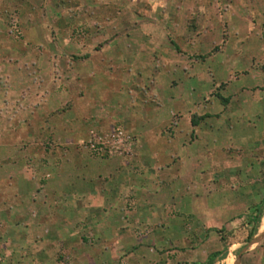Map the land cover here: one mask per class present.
<instances>
[{
	"label": "rangeland",
	"instance_id": "1",
	"mask_svg": "<svg viewBox=\"0 0 264 264\" xmlns=\"http://www.w3.org/2000/svg\"><path fill=\"white\" fill-rule=\"evenodd\" d=\"M122 1L124 3L109 1L106 11L110 16L107 19L108 22L102 23L100 16H96L91 20L90 13L95 14L91 10V6L80 5L77 0H0V65L6 66L8 64L7 61H4L5 57L12 58L17 57L18 54H23L21 58L19 57L20 59H15V62L22 68H17L19 70L18 73V70L15 71L16 69L12 68L8 71V74L9 76L10 74H19V76H26V78H35L34 70L36 68L34 65L37 64L36 60L42 61L49 58L51 62L53 56H58L67 66L66 59H77L76 55L84 52H76L74 49H69V45L73 47L74 44L85 43L87 52H90L93 58L99 60V51L102 44L108 43L109 40L116 37L117 39H125V43L127 42L126 48L132 49L133 43H136L137 46L139 45L138 50L134 51V58L133 55L127 56L128 62L133 63V61H136L137 64L139 62L141 64L143 60L147 62L148 59H154L158 62L156 69L162 73L167 72L165 76H168V73L170 74L171 72L170 69H172V71L178 72L183 70L185 78L187 76L189 78L188 82L183 85L185 89L188 87V90L184 91V96L188 97L189 100L188 111L185 108V98L181 95H177L176 99L169 102V107L170 104H174L172 106L177 112L171 116L170 120L166 121L164 126H161L160 131L164 135L159 140H164L165 143L160 142L157 147L168 145L166 143V134H171L170 136L174 137V140L179 139L181 142L183 141L182 139L191 141L194 137L201 135L203 137L200 142V148L206 149L207 134L205 133V138L202 135L204 134L202 131L205 132L210 128L214 129L215 138L220 137L221 143L216 148L218 157L215 163L212 164L213 162L210 158L202 162L205 167L203 169L204 178L202 177L203 180H200L201 177H199V181H202L203 184L205 182L206 198L195 197L191 193L192 190H195V187L188 180V192L191 194L188 193V196L186 195L187 193H183L182 205H176L173 207L175 209L167 212L170 220H167L166 223L171 224V226L167 228L154 226L145 220L144 213L147 212L141 211L138 213L141 216L139 217L142 221L141 225H127L123 228L125 238L133 239L131 242L126 241L124 244L125 251L123 252L133 251L132 248H134V253H136L134 256H123L121 258L110 256L112 252L110 248L114 245L109 239L116 233L112 232V228L105 231L106 233L104 232L106 234L105 239L109 240V242H99L97 239H99L100 230L97 227H79L80 231L78 232V237L74 239V244H71V246L73 245L72 248L81 250V255L84 259L86 254L87 256L93 255L94 252L98 253L101 251L102 254H109L108 258H100L106 264H178L182 262L193 264L196 260L203 259L208 253L218 248L220 250L225 249V256L226 253H229V255L226 256L227 260L225 261H221L222 257H219L214 264H264V201L259 203L261 208L254 211H248L249 204L243 207L244 203H242L246 201V198H249L246 195V191L249 190H253L254 195L257 192L255 199L260 200L263 198L264 188L262 182L264 180L262 182L256 180L258 183L253 189L247 186V183L252 179L261 178L264 159L262 163L252 164L246 159V156L251 155L250 149H252L247 146L248 143L246 146H241L232 141L235 134L245 137H248V134H259L264 126V0H205L201 3L177 2V0H169L166 3L158 1L152 4V12L156 11L163 17V12L166 9L165 12L168 13L166 24L170 27L166 29L167 34L146 35V38L142 34H134L133 36L131 33H126V31H132L133 21H140L139 26H141L144 25L143 23L158 24L163 19L155 20L152 18L153 16L150 15V4L146 1H143L139 9L141 18L136 19L132 15V11L134 8L136 10V6L130 0ZM76 5H80L82 9L79 10H84L89 15L85 16L86 18H82L84 16L75 18L74 12L70 15V11L74 10ZM87 9L89 10L87 11ZM121 9L126 12L125 18L118 15L117 11ZM140 15L138 16L140 17ZM55 16H60V19ZM115 24L126 26L125 29L123 28L122 34L106 35L102 32L105 31V26H114ZM149 31L147 30L146 32ZM148 37L151 41L156 38V47L151 43V47L146 44ZM148 48L150 49L148 50ZM130 51H125L123 54L126 56ZM122 69H118V71H122L121 77L118 73H113L111 77L105 79L107 80L105 85L101 82L93 83L92 85L85 82H74L72 89L75 92L72 99L78 101L76 100L78 98L77 91L80 89L87 97H92L90 100H93L94 104H96L95 101L104 102L109 97L112 98L111 96L119 93L117 91L122 89L123 85L119 84L120 80L127 75L129 76V72H127L129 68L124 67ZM139 69H144V72L137 74L140 82L135 84V86L141 85V91L136 89L135 92L137 91L136 94L144 96L146 93L149 94L148 91L150 89L148 88L154 85L152 83L154 78L147 77L146 69L143 66H140ZM185 71H188L187 75H185ZM66 74L68 73L60 74L59 76H67ZM47 75H44L45 80L50 79V75ZM133 76L136 78V74L130 75L131 78ZM179 77L178 74L176 78ZM103 78L101 74H98L93 80ZM124 89L127 88L124 87ZM191 89H195V91ZM168 90H172L170 93L177 92L175 88ZM189 90L197 97H191L186 94ZM46 93V90L39 92V94L44 96ZM107 93L108 95H106ZM85 95L84 97H86ZM223 97L229 98L228 101L223 102ZM138 101L139 99L132 104L137 109L140 108ZM150 102L152 100H148L145 106H148ZM1 111L0 128L5 127L7 123L15 121L10 120L14 115L11 107L3 108ZM197 111L209 114V117L200 121L198 125L193 126L191 120L198 115L191 113H197ZM17 115L19 118V114ZM29 118L28 126L26 129L23 128V132L37 137V125L42 124L39 120L40 116L30 115ZM54 122L51 121V124ZM108 124L129 132L133 137V144L135 143L136 136H133L120 122L111 121L108 123L100 121L92 127L95 128L98 125L107 127ZM196 126H199L198 133L200 134H195ZM96 130L100 134L110 132L98 131L97 127ZM20 133L21 128L17 134H9L8 131H5V134H0V158L6 155L10 156L7 154L8 151L12 153L10 146L13 144L10 138L20 144L19 140L24 137ZM44 134H46L45 131ZM254 138L252 137L248 142H251ZM152 139L156 138L152 137ZM30 142V139L25 140L27 145L29 143L28 151L35 154L34 143ZM259 144L257 145L259 146ZM52 147L53 145L49 141L45 150H50ZM18 151L20 155L26 154L23 147L19 148ZM260 155H264L261 149L253 154V156ZM32 156L34 157V155ZM32 162L29 161L28 165H34ZM177 162L175 161V167L178 165ZM255 165L257 166L256 169ZM192 166L193 168L190 164L188 165L187 173L190 174L192 169H196V164ZM175 167L172 169L173 172L176 171ZM214 178L215 180H213ZM142 181L140 180L139 183L141 184ZM177 181H173L171 185L173 187L179 186ZM27 183L22 189H29L31 183ZM17 184L22 186L24 182L21 183L17 180ZM183 186L185 187V185ZM38 190L39 188H37V192L35 190V192L28 195V201L32 199L35 202H40L42 198ZM5 191V188L0 189V201L8 206L10 204H6L3 194H1ZM219 191L220 194L218 193ZM236 192H238L239 196L236 195ZM191 196L195 198V204L190 201ZM219 199L222 200V203L224 201L227 202L225 209L231 206V209H235L232 212L239 214L232 219L223 221L222 226L216 228V232H212L215 227L205 226L206 220L201 221V219L197 218L199 211L196 209L192 210L191 206H198L197 200H201V203L204 202L206 206H217ZM186 200H188L187 203H185ZM251 202L252 200H249L247 203ZM189 209L192 211H189ZM225 209L224 206L221 207L220 214L222 213L223 216L221 217L219 213H216L217 217L225 219L228 215L227 212H229ZM255 214L259 216L258 221H249L250 216ZM17 217L20 218L19 213ZM157 223H160V221ZM254 225L255 232L251 239L247 240V234ZM43 230V228L36 229L34 234L36 237H27V239L25 238L26 236L24 238L21 236L24 235V229L10 227L9 231H5L1 226L0 264H76V259L70 257L67 246L63 247L60 244H49L38 240L39 237H42L40 231L43 232ZM261 232L260 237L254 240L256 234ZM4 233L8 235L3 236ZM153 234H159V236L171 240L165 239V241L156 242L152 238ZM253 241L255 242L252 243ZM166 251H171L172 253H166ZM97 260L99 261V259ZM76 262L79 263V261ZM88 262L91 261L89 260Z\"/></svg>",
	"mask_w": 264,
	"mask_h": 264
},
{
	"label": "crops",
	"instance_id": "2",
	"mask_svg": "<svg viewBox=\"0 0 264 264\" xmlns=\"http://www.w3.org/2000/svg\"><path fill=\"white\" fill-rule=\"evenodd\" d=\"M109 1L123 2L122 0H77L80 5L91 6V10L95 13H90L91 20L96 16H100L103 21L102 23L108 22L107 19L110 16L106 11ZM143 1L150 4L149 8H151L150 15L153 16L152 18L155 20L162 18L163 20L160 21L161 23L158 22L159 25L143 23L146 26H139L140 21L138 20L133 21L132 31H126V33H131L133 36L134 34H142L144 38H146V35H156L157 33L167 34L166 29L170 27L166 24L168 13L165 12V9L162 17L156 11L152 12V4L158 1L166 3L169 0H130L136 6V10L134 8L132 11V15L136 19L141 18V11L139 9ZM204 1L177 0V2L186 3H201ZM80 5H76L74 10L70 11V15L74 12L75 18L81 16H84L82 18H86L85 16H88L89 13L84 10L80 11L79 9H82ZM117 12L122 18L126 17L124 9ZM55 17L60 19V16ZM115 25L105 26V31L102 32L106 35L122 34L126 26ZM147 30L150 31L146 32ZM126 43L125 39H117L116 37L109 40L108 43L102 44L99 51V60H96V58L90 55V52H87V45L85 43L74 44L73 47L69 45V49H74L76 52H84L77 54V59L74 57V60L66 59L67 66L58 56H53L51 62L49 58L42 61L36 60L37 64L34 65L36 68L34 70L35 78H26V76H19V74H10L9 76L8 71L10 69L14 68L17 71V68H22L15 62V59H20L23 54L19 55L17 53V57H12L14 59L5 57L4 61H7L8 64L6 66L0 65V112H2L3 108L11 107L14 118L12 117L10 120H15L13 123H7L5 127L0 128V134H5V131H8L9 134H17L21 128L20 134L24 135L19 140L20 144L10 138L13 144L10 146L12 153L8 151L7 154L10 156L6 155L0 158V189H6L1 194H3L6 204H10L6 206L0 201V227L2 226L5 231H9L10 227L22 228L24 229V235H21L23 238L25 236V238H35L36 229L43 228V232L40 231L42 237H39L38 240L49 244H60L63 247L67 246L70 257H74L76 261H79V263L75 261L76 264H106L100 258H108L109 255L102 254L99 251L98 253L94 252L93 255L87 256L86 254V258L84 259L81 255V250L72 248L73 245L71 246V244H74V239L78 237L79 227L91 228L95 226L100 230L99 239H97L99 242H109L111 240L114 246L110 248L112 250L110 256L117 258L134 256L136 254L134 253V248H132L133 251L123 252L125 251L124 244L126 241H133L131 238H125L123 228L127 225H141L142 221L139 219L141 216L138 215L141 211L147 212L144 213V218L152 225L161 228L171 226V224L166 223L167 220H170L167 212L175 209L173 207L176 205H182L183 193H187L186 195L188 196L193 193L198 198L206 196L204 190L205 182L203 181V184L202 181H199V177H201L200 180L204 178L203 169L205 167L202 162L210 158L213 162L212 164H214L218 157L216 155V148L220 145L221 139L220 137H217L218 139L214 137V129L212 130L211 128L205 132L202 131L204 133L202 135L205 138L207 134L208 142L205 143L207 145L206 149L200 148V142L203 137L201 135L194 137L191 141L182 139L183 141L181 142L179 139L174 140V137L170 136L171 134H166V143L168 145L160 148L157 147L160 142H164V140H159L164 135L160 131L161 126H164L166 121L170 120L171 116L177 112L172 106L174 104H170L169 107V102L176 99L177 95H181L185 98V108L188 111L189 100L188 97L184 96V91L188 87L185 89L183 85L188 82L189 78L188 76L185 78L183 70L178 72L172 71V69H170V74L168 73V76H165L167 72H159L156 69L158 62L154 59H148L147 62L143 60V64H139L140 62L137 64L136 61H133V63L128 62L127 56L133 55L134 58V51L138 50L139 45L137 46L136 43L132 42L133 48L130 49L129 47H125ZM150 43L156 47V38L151 41L148 37L146 44L149 47H151ZM129 50H131L130 53L125 56L123 53ZM120 56L123 58H120ZM125 63L126 65H124ZM140 66L146 69L147 77L154 78V82H152L154 85L148 88L150 89L148 91L149 94L146 93L144 96L136 94L137 91L135 92L136 89L141 91V85L135 86V84H139L140 82L137 74L139 75L141 72H144V69H139ZM124 67L129 68L127 69L129 76L127 75L120 80L119 84L123 85L122 89L119 88L120 91H117L119 93L111 96L113 99L109 97L104 102L98 100L94 104L93 100H90L92 97H87L81 89L77 91L78 98L76 100L78 101L72 99L75 92L72 89L74 82H85L91 85L101 82L105 85L107 83L105 79L111 77L113 73H118L121 77L122 71H118V69ZM64 73H68L66 74L67 76H59ZM46 74H48L47 76L50 75L49 80H45L44 75ZM98 74H101L104 78L93 80ZM132 74H136V78L134 76L131 78L130 75ZM178 74L180 77L176 78ZM187 74L188 71H185V75ZM191 82L193 83L192 80ZM124 87L127 89H124ZM170 88H175L177 92L170 93L172 91L168 90ZM44 90L47 92L45 96L39 94L40 91ZM191 90L195 91V89ZM191 90H189L190 92L187 91L186 94H189L191 97H197L194 96ZM138 99V103L140 104L139 109L132 106ZM148 100H152V102L148 106H145ZM17 114H19V118ZM191 114L198 116L205 115V118L209 117V114L199 113L198 111ZM30 115L40 116L39 120L42 124L37 125V137L23 132V128L26 129L28 126L27 123L30 120ZM205 118L201 119V121ZM51 121L55 122L51 124ZM100 121L108 123L111 121L120 122L133 136H136L130 155L109 156L101 150L92 151L88 149L86 140L90 138L92 132H97L96 127L101 132L118 128L114 127V125L109 126V124L107 125L108 128L106 126H102V128L100 125L95 128L92 127ZM195 130L196 133H194L197 134L199 126H196ZM44 131L46 134L43 135ZM248 135V137H245L235 134L232 141L241 146H246L248 143L247 146L252 149H250L251 155L246 156V159L252 164L262 163L264 155L253 156V154L260 149L264 152V126L259 134ZM152 137L156 139H152ZM252 137L255 138L251 142H248ZM26 139H30V143H34L35 154L28 151L29 143L28 145L25 143ZM49 141H51L53 147L50 150H45ZM259 142L261 143L259 144ZM21 147H23L26 154H19L18 150ZM29 161H33L34 165L29 166ZM175 161H178L176 167L174 166L176 164ZM199 162H201L200 165ZM189 164L192 168V165L196 164V169L194 167L195 170L192 169V173L190 174L186 172ZM173 167H175L176 173L173 172ZM256 167L255 165V169ZM263 173L264 168L261 170V178L246 182L247 186L253 189L257 186L256 183L258 182L256 180L262 182L264 180ZM17 180L21 183L24 182V185L19 186ZM140 180H143L141 182L143 185L139 183ZM188 180L195 187V190H192L191 193L188 192ZM173 181H177L179 186L173 187L171 185ZM27 182L31 183L29 189H22L25 184H28ZM262 183L264 188V182ZM37 188H39L38 193L42 198L40 202H35L32 199L28 201V195L35 192V190L37 192ZM252 191H246V195L249 198H246V201L242 202L244 203L243 207L249 204L248 211L261 208L259 203L264 201V196L260 200L255 199L257 192L254 195ZM218 193L220 194V191ZM236 193L239 196L238 192ZM188 196L187 198H189ZM194 199L191 196L190 201L193 204H195ZM201 200H197L198 206L193 205L191 209L199 211L197 218L201 219V221L205 219V226L210 225L215 227L212 229L214 230L212 232H216V228L221 227L223 221L232 219L239 214L232 212L235 209H231V206L225 209L227 202L224 201L222 203L220 199L217 206H206L204 202L201 203ZM249 200H252V202L247 203ZM187 202L188 200L185 203ZM222 205L225 210L229 211H226L228 215L225 219H222L223 215L222 213L220 214ZM191 209L189 211H192ZM18 213L20 218L17 217ZM216 213H219L221 217H217ZM158 221L160 223H157ZM110 228H112V232L116 233L109 240H106L105 231ZM7 233H4L3 236L8 235ZM152 238L156 242H162L165 239L171 240L161 237L159 234H153ZM217 250H220V248ZM120 252L121 254H119ZM166 253L172 252L166 251ZM228 255L229 253H226V256ZM226 256L222 257L221 261L227 260ZM205 258L196 260L195 262L204 261ZM89 260L91 262H88Z\"/></svg>",
	"mask_w": 264,
	"mask_h": 264
},
{
	"label": "built area",
	"instance_id": "3",
	"mask_svg": "<svg viewBox=\"0 0 264 264\" xmlns=\"http://www.w3.org/2000/svg\"><path fill=\"white\" fill-rule=\"evenodd\" d=\"M88 149L101 150L109 156H123L131 153L133 137L129 132L116 128L108 133L92 132L86 140Z\"/></svg>",
	"mask_w": 264,
	"mask_h": 264
},
{
	"label": "trees",
	"instance_id": "4",
	"mask_svg": "<svg viewBox=\"0 0 264 264\" xmlns=\"http://www.w3.org/2000/svg\"><path fill=\"white\" fill-rule=\"evenodd\" d=\"M175 48H176V46H175ZM228 99L229 98H227V97H223L222 101L223 102H227ZM203 118H205V115L204 116H194V118H192V120H191L192 125L193 126L197 125L201 121V119H203ZM258 219H259V216H257V214L250 216V220L252 222H257ZM254 232H255V225L250 228L246 239L250 240L252 235L254 234ZM224 256H225V249L215 250V251H212V252L208 253V255L206 256L204 261L193 262V264H214V262L219 257H224ZM178 264H188V263L187 262H182V263H178Z\"/></svg>",
	"mask_w": 264,
	"mask_h": 264
},
{
	"label": "bare ground",
	"instance_id": "5",
	"mask_svg": "<svg viewBox=\"0 0 264 264\" xmlns=\"http://www.w3.org/2000/svg\"><path fill=\"white\" fill-rule=\"evenodd\" d=\"M262 234V232L261 233H259V234H256V236H255V238H254V240H256L258 237H260V235ZM255 241H253L252 243H254Z\"/></svg>",
	"mask_w": 264,
	"mask_h": 264
}]
</instances>
